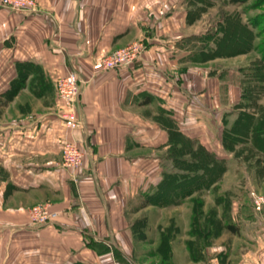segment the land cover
I'll return each mask as SVG.
<instances>
[{"label": "crops", "instance_id": "crops-1", "mask_svg": "<svg viewBox=\"0 0 264 264\" xmlns=\"http://www.w3.org/2000/svg\"><path fill=\"white\" fill-rule=\"evenodd\" d=\"M36 2L34 12L0 6V264H122L112 248L128 257L130 217L137 215L132 209L140 194L160 181L154 150L168 144L160 112L170 114L184 137L224 162L222 183L202 194L203 208L236 227L206 245L194 237L200 245L194 260L184 235L178 253L172 249L178 257L173 264H264V203L255 210L250 195L264 193L263 163L250 167L263 162L262 153L249 136L230 145L223 139L242 114L253 124L260 119L261 107L250 104L241 88L242 69L258 59L255 50L209 59L199 52L182 60L189 51L175 43L200 31L186 24L181 0L168 6L166 0ZM141 34L150 42L136 63L98 70L103 56ZM206 45L214 47L212 41ZM23 63L40 72L24 77L10 98L12 83L20 79L17 65ZM68 72L80 81L82 127L73 133L57 116L55 82ZM48 96L52 102L42 103ZM72 136L87 148L85 163L74 172L59 163L61 143ZM44 202L58 218L34 228L26 210ZM189 205L185 200L169 212L180 216L184 232ZM90 240L108 250L92 249Z\"/></svg>", "mask_w": 264, "mask_h": 264}, {"label": "trees", "instance_id": "trees-1", "mask_svg": "<svg viewBox=\"0 0 264 264\" xmlns=\"http://www.w3.org/2000/svg\"><path fill=\"white\" fill-rule=\"evenodd\" d=\"M228 3L233 6H240L245 3V0H228ZM202 13V12H201ZM240 13V12H239ZM236 11L231 13H224L222 18L220 17L218 25L214 28L213 32V48L206 50V43L199 44L198 36L183 37L175 43V45L182 50L189 51L186 56L181 58L187 60L196 53L203 56L210 54V57H221L235 55L238 53H244L250 50H257L260 53L259 62H254V65L248 70L252 73L250 79L264 85V41L254 44V40L257 38V33H253V29L256 27L250 20H241L240 14ZM250 21V22H249ZM32 71L40 72L38 67L33 64H18L17 72L20 79H16L9 90L8 97H13L18 90L24 85V77L29 75ZM42 84V82H41ZM46 86V81H44ZM43 86V85H42ZM264 87V86H263ZM244 89V86L243 88ZM243 94L246 93V89L243 90ZM165 114L166 124L165 129L168 133V144L166 161L172 162L173 167L178 170L174 172H162V180L153 189H150L144 194H140L138 205L132 209L137 211L148 206L156 207H168L171 205H178L184 202L190 195L194 193H201L213 187L221 180V177L226 169L224 162L216 160L214 155L208 152L202 145L198 144L195 140H190L184 137L176 127L174 120L167 112H160ZM250 137L254 146L262 153L264 162V119L260 118L257 123L253 124L252 117L247 114H242L235 127L224 134V142L229 145L237 143L242 138ZM202 202L199 199H195L193 212V234L192 237L198 238L204 245L210 242V237L217 236L218 233H214L209 236L210 228L213 226H205V232L202 230V225L199 224V207ZM138 222L131 224L133 238L137 236ZM216 229H218L216 227ZM202 232H201V231ZM215 230V227H214ZM221 230H227L232 233L236 231V227L232 224L225 223ZM220 233V232H219ZM210 234V233H209ZM207 235V236H206ZM206 236V237H205ZM186 242L187 248L190 250L191 259H196L195 250L193 246L197 244L196 239ZM92 249L103 252L108 248L101 244H97L90 240L86 243ZM114 257L118 262L122 264H132L128 257L120 252L117 248H112ZM171 249L169 243L166 244V262L169 264V256Z\"/></svg>", "mask_w": 264, "mask_h": 264}, {"label": "rangeland", "instance_id": "rangeland-1", "mask_svg": "<svg viewBox=\"0 0 264 264\" xmlns=\"http://www.w3.org/2000/svg\"><path fill=\"white\" fill-rule=\"evenodd\" d=\"M174 1L175 0H166L167 6L170 4L174 5ZM181 2H182V4H184V8L186 10V16H185L186 24L194 23L195 29L200 31V33H198V35H187L184 37L198 36L200 38L199 44L211 42L213 40V36H212L213 34H211V33L213 32L214 28L217 26V22L220 19V17L222 18L224 13L226 14V13H231L232 11H236L238 13L240 12L239 14H240L241 20L248 19L251 21L252 24H254L256 26L252 30L253 33H257V36H256L257 38L254 40V44H257L259 42L261 43L264 41V0H245V3L240 5V6L230 5L228 3V0H181ZM159 3L160 2H158V4ZM196 19H198L199 21L197 20V22H196L195 21ZM200 19H202V21H200ZM156 22H157V19L155 18V23ZM205 29L207 31L204 33L203 30H205ZM140 40H143V41L148 40V43L150 42V40L147 37H145V35L141 34L138 38L129 42L127 45H125L122 48H125V47L131 45L132 43L138 42ZM122 48H120V49H122ZM210 48L211 47L207 46L206 49L210 50ZM120 49H118V50H120ZM113 52H115V51H113ZM113 52H111L105 56H108V55L112 54ZM255 53H256V55H258V59H256V61L259 62L261 55L257 50H255ZM141 55H140V57H141ZM105 56H103L102 58H104ZM140 57L135 61V63L140 59ZM201 57H203L205 59H209L210 54L205 55V56L201 55ZM101 59H100V61H101ZM242 71H243L244 77H243V81H242L243 84H242L241 88H243V86H244V89H246L247 94H245V95L247 96V99L249 100L250 104H253L254 106L256 105V106L261 107L260 109L257 108L256 111L258 113L259 118L264 119V109H263L264 108V87H263L264 85L261 86L259 83L252 81V79H250V76L252 73L248 69H242ZM103 72H105V71H103ZM46 85H47V83H46ZM244 89H242V91ZM32 93H35V92L32 91ZM31 98H33V96H31ZM52 100H53L52 97L48 96V99L42 101V103L47 104V103L52 102ZM261 100H262L263 104L259 103V101H261ZM57 103L59 105L58 98H57ZM79 114H80V112H79ZM165 116H166L165 114H162V115L160 114V117H158L159 121L161 123H163L164 125L166 124V117ZM80 118H81V116H80ZM81 121H82V119H81ZM77 130H79V129H77ZM66 131H68V130L66 129ZM71 133H73V132H71ZM72 138L77 141V139L74 138V136H72L69 139H72ZM69 139L65 138L61 143L60 156H59L60 166H61L62 146H63V143ZM242 147L243 146H240V148H242ZM167 148L168 147H166V144H164V145L156 147L154 150V157L158 160V163H159V166L161 169V174H162V172L166 173V172L178 171L173 167L172 162L166 161V154L168 151ZM239 150H241V149H239ZM241 151H243V149ZM139 153L144 154L146 152L140 150ZM84 163H85V161H84ZM246 163L247 162H245V164ZM250 163H251V166H250L251 168H253L255 164L260 165V163H263L262 166L264 167V162H260V160L252 161ZM253 178L254 177L252 176L251 180H253ZM222 179L223 178L221 177V180L213 186L214 187L213 190H215V188L220 186V184L222 183ZM161 180H162V175L160 176V181ZM160 181H159V183H160ZM253 182L257 183V184L261 183L258 181L256 182L254 180H253ZM208 190L209 189H207L206 191H208ZM206 191H203V192L198 193V194L194 193L186 199V200H188V204H190L189 209L191 212L190 213V221L188 223L186 232H184L183 231L184 228L181 227L182 223H181V220L179 219L180 216H177L175 214L170 216V214H169V212H173V211H171V209H172L171 207L174 208L177 205L168 206L167 208H169V209H167V211H166V206L165 207L148 206V207H145L143 209L137 210V215L135 214V216L130 217L131 223L138 222V226L136 229L137 230V236H136V238H132L133 239L132 240L133 246H132V249L130 250V253L128 255L129 261L132 264H167L166 258H165L166 257V244L169 243V247L171 249V253L169 256L170 257L169 258L170 259L169 264H173L174 261L178 262V257H172V249H175L176 253H178L180 245L183 242L182 237L184 235H186L188 237L186 239L187 241L193 240L192 238H194V237H192V234L194 232V230H193L194 226L192 223V219L194 217L193 207H194L195 199H199L202 202L201 206L198 208L199 209L198 213H199V217H200L199 224H200V226L202 225V227H201L203 229L202 231L205 232V226L206 225H208V226L211 225L213 227L210 228V230H209L210 234L208 233V238H209V236H211L213 234V232L214 233L217 232L218 235L221 234V232L223 230L220 231V229L225 223H227L226 218L225 217L223 218V216H221V215L216 216L215 213H211L210 210L206 211V209L203 208V206H204L203 202L205 199L202 198V196H203L202 194L205 193ZM252 193H254L255 195H257L259 197H262L263 203H264V193L263 194H260L257 192H252ZM214 195L217 196L216 198L219 197L220 201L224 200L223 197H221V194L217 193V191L214 193ZM250 195H251V193H250ZM146 208H151V209L144 210ZM261 208H262V205H261ZM261 208H260V210H261ZM28 210H29V208L26 211H28ZM27 214H28V212H27ZM222 214H225V211L222 212ZM174 217H176V219H174ZM30 225H31V223H30ZM31 226L34 227V225H31ZM214 227H215V230H214ZM216 227L218 229H216ZM34 228H37V227H34ZM199 247H200V245L197 244V248H199ZM195 248H196V246L194 245L193 250H195ZM174 258H175V260H174Z\"/></svg>", "mask_w": 264, "mask_h": 264}, {"label": "built area", "instance_id": "built-area-1", "mask_svg": "<svg viewBox=\"0 0 264 264\" xmlns=\"http://www.w3.org/2000/svg\"><path fill=\"white\" fill-rule=\"evenodd\" d=\"M0 6L12 11L34 12L36 0H0ZM148 40H140L131 45L105 56L98 64L100 71H114L132 66L140 55L147 49ZM55 91L59 101L57 116L64 128L74 132L82 127L79 114L80 81L74 72L58 78ZM32 117H29L31 119ZM87 148L72 139L63 143L61 150V166L72 172L79 170L86 159ZM256 210H260L263 198L251 193ZM28 217L31 225L42 227L53 223L58 218V212L52 209L48 202L39 203L29 208Z\"/></svg>", "mask_w": 264, "mask_h": 264}]
</instances>
